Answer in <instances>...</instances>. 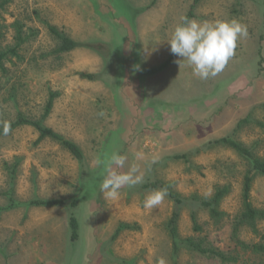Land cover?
Returning a JSON list of instances; mask_svg holds the SVG:
<instances>
[{"label": "rangeland", "instance_id": "rangeland-1", "mask_svg": "<svg viewBox=\"0 0 264 264\" xmlns=\"http://www.w3.org/2000/svg\"><path fill=\"white\" fill-rule=\"evenodd\" d=\"M191 11L197 20L235 18L247 26L214 78L179 65L165 41ZM16 22L25 41L0 64V127L19 114L41 119L54 94L43 122L75 142L83 158L52 137L37 142L31 125L0 136V264H264V255L233 235L248 164L212 143L232 135L264 157V0H10L0 9V48L17 45ZM49 26L81 44L59 51ZM113 151L127 156L122 171L136 164L144 179L106 201L96 161ZM154 181L187 198L178 207L177 250L168 229L174 202L166 195L154 209L143 206L161 189L144 187ZM220 186L229 192L215 217L200 201ZM39 199L64 204H29ZM251 202L264 208V175L254 177ZM257 228L242 225L239 237L264 243V219Z\"/></svg>", "mask_w": 264, "mask_h": 264}, {"label": "trees", "instance_id": "trees-1", "mask_svg": "<svg viewBox=\"0 0 264 264\" xmlns=\"http://www.w3.org/2000/svg\"><path fill=\"white\" fill-rule=\"evenodd\" d=\"M10 0H0V9L4 8L5 5ZM198 0H195V3H197ZM193 16V12L191 11L188 18H191ZM15 30H16V36L15 39L17 40V45L8 48H0V64L2 65V61L6 59L10 54L15 55L17 48L20 46L22 42L25 41V38L23 35H25V29L24 24L20 22H16L14 24ZM50 31L55 34L57 37L61 40V45L58 48L59 51H69L76 47H78L81 43L72 39L71 37L61 33L59 30L54 28L53 26H49ZM90 77H94V75H90ZM54 98L55 95L51 94L49 100L46 103L45 110L43 117L41 119H32L29 118L23 114H19L17 118L12 121L8 122L5 125L0 127V136L3 135V128L7 126L10 131L16 129L17 127H20L22 125H31L34 128L37 129L39 132V138L37 142H40L42 139L46 137H52L54 139H57L72 155H74L77 159L83 158V152L81 148L73 141L66 139L61 134L54 131L52 128L44 124V119L51 113L52 107L54 105ZM247 121L241 120L237 127H241L242 124ZM9 131V132H10ZM213 144L217 145H223L226 147H230L235 152H237L248 164V170L244 176V188H243V210L242 212L237 216L236 220L233 222V235L237 242V244H242L247 249L251 248L256 253H261L264 255V243H253V244H247L245 241H243L239 237V230L242 225H248L253 228L255 233H259V230L257 228V222L259 220L264 219V208H257L253 205L251 202V190L254 182V177L257 174L264 175V157L258 156L251 148L244 145L243 142L237 140L232 135H226L222 136L220 138H217L216 140L212 141ZM182 156H186L183 154ZM146 188H161L166 189L168 197L174 202L176 208L173 210L169 220H168V229L170 232V235L173 239L174 243V249H178V217H179V211L178 207L183 204L184 201L187 200V198L182 197L181 194H179L177 191H175L172 186L169 183H161L159 181L149 182L144 185ZM229 192L228 186H220L217 188L216 192L210 196V197H204L200 201V206L209 208L211 213L215 216H222L223 211L219 209V203L221 199ZM191 198L199 199V196H192ZM30 205H36V206H56L64 204L63 200L60 199H50V200H33L29 203ZM192 220L194 222V226L197 229L198 228V220L196 213H193ZM70 226L72 229V239H76L78 236V221L75 217L71 218ZM189 239V238H188ZM191 239V238H190ZM201 245V244H200ZM202 247V246H201ZM202 253L211 255L213 257L220 258L222 261H237V257L233 258L229 256V254L223 253L220 250H217L213 247H202L201 250Z\"/></svg>", "mask_w": 264, "mask_h": 264}, {"label": "clouds", "instance_id": "clouds-1", "mask_svg": "<svg viewBox=\"0 0 264 264\" xmlns=\"http://www.w3.org/2000/svg\"><path fill=\"white\" fill-rule=\"evenodd\" d=\"M247 35V26L235 18L197 20L182 16L165 41L170 45L171 54L180 58L176 61L179 65L181 61H186L194 76L207 80L223 71L234 56L238 41ZM99 115L103 116L104 113ZM9 131L7 126L3 128L4 135ZM126 161L127 156L118 151H113L96 161L103 169L99 189L106 201L118 200L121 189L125 186L135 187L143 183L144 178L138 165L132 164L126 171H122ZM156 162L155 158L151 161L153 164ZM166 195V189L149 192L143 202L144 208H156Z\"/></svg>", "mask_w": 264, "mask_h": 264}]
</instances>
